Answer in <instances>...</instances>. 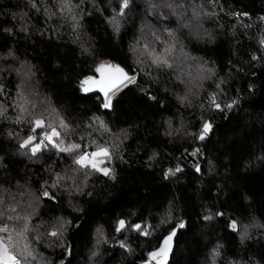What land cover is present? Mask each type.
Instances as JSON below:
<instances>
[{
    "label": "trees",
    "instance_id": "16d2710c",
    "mask_svg": "<svg viewBox=\"0 0 264 264\" xmlns=\"http://www.w3.org/2000/svg\"><path fill=\"white\" fill-rule=\"evenodd\" d=\"M119 4L0 0V216L28 217L29 264H149L176 229L164 264H264V0ZM104 63L136 76L110 109L82 84ZM37 118L66 146L108 147L112 175L21 148Z\"/></svg>",
    "mask_w": 264,
    "mask_h": 264
},
{
    "label": "snow or ice",
    "instance_id": "6c2138e0",
    "mask_svg": "<svg viewBox=\"0 0 264 264\" xmlns=\"http://www.w3.org/2000/svg\"><path fill=\"white\" fill-rule=\"evenodd\" d=\"M130 5V0H120L119 7V15H124V10L128 9ZM35 6V5H33ZM264 19V18H262ZM171 35V33H169ZM264 43V41H262ZM255 59V57H254ZM155 63L160 65H167L166 59H161L156 57L154 59ZM209 72L212 70L209 69ZM95 72L99 74V78L95 76L86 77L82 84L84 86L83 90L85 92L98 91L103 94V102L102 107L104 109H110L112 106V98L116 95L117 92L121 91L123 87L133 84L136 81L135 75H129L128 72L124 70V68L119 65H105L101 64L96 67ZM219 87V85H217ZM186 99V98H185ZM183 102V101H182ZM210 103L217 109L221 108V105L216 102V96L212 95L210 97ZM232 104L226 105V107H232ZM21 111H25V109L21 108ZM2 111H0V115H2ZM96 120L99 122L101 128L105 131H108L107 126L103 121L99 120L97 117ZM34 127L31 128V134L27 136L26 139L22 141L20 144L21 148H26L29 150L31 155L35 156L37 153L47 151L49 149H54L57 153H69L74 154L73 163L79 166V169H87L91 172L102 173L104 176H111L112 170L108 167H104L106 161H110L112 159V153L109 151L108 147L97 145L96 149L88 152L87 150H81V144H68L65 145V140L61 138V132L57 130L56 127L51 124H45L43 119H34L29 121ZM65 130V134L68 132V126L66 124L60 125ZM169 128H171V122L169 121ZM211 130V124L205 122L203 128L201 130L198 139L203 140L208 132ZM37 132L41 134L37 136ZM171 134V132H169ZM198 151V150H197ZM192 155L195 156L196 152H192ZM199 171L200 169L197 167L196 169ZM182 169L177 167L175 170L169 169L165 174L175 175L177 172H181ZM87 174V173H85ZM113 178H115L113 176ZM62 178L57 176V179L52 183L51 187L56 188ZM42 195L47 197L50 201L54 198V193H49L45 190ZM11 212L15 213L16 209L12 208ZM217 215H222V213H217ZM210 219L211 217H207ZM70 223V222H69ZM184 225L181 224L182 228ZM229 227L233 230H237V224L233 220L230 222ZM20 229L18 235L14 237L12 235L13 232ZM125 229L135 231L140 233L143 236H148L149 226L142 225L140 223H133L130 226L126 224L124 220L118 221V226L116 231H124ZM29 231V219L27 216L21 217L20 215H16L13 217L12 215L0 216V233L6 235H0V264H29V258L35 259L32 254V251L29 248L27 243H23L22 241L26 240V234ZM97 243L104 242L107 243V238L103 235L100 228H97ZM51 237H59L62 233L57 231H51L49 233ZM175 232L170 233L162 242V245L158 250L149 253V264L151 261L155 260L156 264H163L166 260L167 254L170 251L171 241ZM247 236V228L245 227L242 239ZM121 248L127 249V244L124 240L119 241ZM131 251L130 249H127ZM66 252L70 254V248L65 249ZM218 254V253H217ZM95 255V253H93Z\"/></svg>",
    "mask_w": 264,
    "mask_h": 264
},
{
    "label": "water",
    "instance_id": "95a60500",
    "mask_svg": "<svg viewBox=\"0 0 264 264\" xmlns=\"http://www.w3.org/2000/svg\"><path fill=\"white\" fill-rule=\"evenodd\" d=\"M105 65H113V64H107V63H104ZM125 70V69H124ZM126 71V70H125ZM127 72V71H126ZM130 75V74H129ZM90 76H95L96 78H99V74L97 73V75H90ZM89 77V76H87ZM85 94L87 95H93V94H100L103 96L102 93H99L98 91H92V92H85ZM177 232H178V229L175 230V234L177 235Z\"/></svg>",
    "mask_w": 264,
    "mask_h": 264
},
{
    "label": "rangeland",
    "instance_id": "374dc122",
    "mask_svg": "<svg viewBox=\"0 0 264 264\" xmlns=\"http://www.w3.org/2000/svg\"><path fill=\"white\" fill-rule=\"evenodd\" d=\"M95 150V149H94ZM88 152H91V151H93V150H87ZM104 167H105V165H103ZM0 235H6V234H2V233H0ZM12 235H13V237H14V242H15V237L18 235V233L17 232H13L12 233ZM23 242V241H22ZM24 243V242H23ZM153 261H155V260H153ZM165 262H163V264H164ZM154 264H156V261L154 262Z\"/></svg>",
    "mask_w": 264,
    "mask_h": 264
},
{
    "label": "built area",
    "instance_id": "2783aa9c",
    "mask_svg": "<svg viewBox=\"0 0 264 264\" xmlns=\"http://www.w3.org/2000/svg\"><path fill=\"white\" fill-rule=\"evenodd\" d=\"M40 134H41V133H38V132H37V136H39Z\"/></svg>",
    "mask_w": 264,
    "mask_h": 264
}]
</instances>
